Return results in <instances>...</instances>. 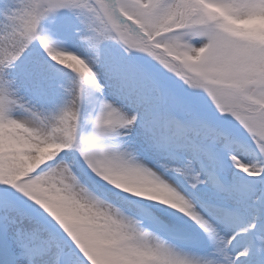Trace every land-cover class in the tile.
I'll return each mask as SVG.
<instances>
[{
    "label": "snow or ice",
    "instance_id": "6c2138e0",
    "mask_svg": "<svg viewBox=\"0 0 264 264\" xmlns=\"http://www.w3.org/2000/svg\"><path fill=\"white\" fill-rule=\"evenodd\" d=\"M0 264H264V0H0Z\"/></svg>",
    "mask_w": 264,
    "mask_h": 264
}]
</instances>
